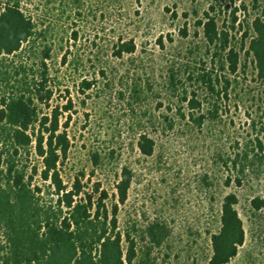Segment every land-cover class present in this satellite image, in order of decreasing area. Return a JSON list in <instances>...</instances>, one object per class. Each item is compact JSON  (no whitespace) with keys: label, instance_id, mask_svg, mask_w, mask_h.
I'll return each instance as SVG.
<instances>
[{"label":"rangeland","instance_id":"rangeland-1","mask_svg":"<svg viewBox=\"0 0 264 264\" xmlns=\"http://www.w3.org/2000/svg\"><path fill=\"white\" fill-rule=\"evenodd\" d=\"M211 4L219 23L238 37L239 22L245 28L264 13V0H23L44 33L36 47L51 48L54 96L45 111L72 101L61 117L68 120L71 142L62 177L69 185L79 177L86 188L99 182L111 204L123 167L133 170L118 218L120 229L136 240V262L150 248L149 264H207L210 231L219 228L222 201L234 192L246 237L227 264H264V206L252 205L254 198L264 199V149L257 141L264 148V81L249 62L245 71L229 75L227 93L222 90L226 71L211 63L196 25ZM234 11L236 29L230 25ZM120 37L134 39L136 50L115 56ZM29 53L23 57L32 62ZM202 71L214 81L218 76L220 95L197 78ZM84 79L91 82L85 91ZM193 92L202 104L195 115L216 104L215 117L202 124L189 117ZM142 134L155 141L151 155L139 149ZM40 161L32 156L30 163ZM36 183L43 184L40 178ZM155 222L166 231L160 244L145 233Z\"/></svg>","mask_w":264,"mask_h":264},{"label":"trees","instance_id":"trees-1","mask_svg":"<svg viewBox=\"0 0 264 264\" xmlns=\"http://www.w3.org/2000/svg\"><path fill=\"white\" fill-rule=\"evenodd\" d=\"M79 0H75L78 3ZM218 1V0H217ZM258 2V0H254ZM0 5V264H149L150 248L138 256L136 240L130 231L119 226V209L128 198L134 172L125 166L116 184L115 201L108 203L109 193L99 182L91 188L76 177L71 185L65 183L61 164L71 145L66 127L68 120L61 117L71 108L72 101L62 107L50 108L54 88L50 85L48 58L51 48L43 44L38 21L26 10L23 0H3ZM238 18L232 13L231 28L236 29ZM211 63L226 71L222 76V90L227 93L232 85L229 75L246 70L251 62L258 80L264 81V13L247 20L238 37L230 26L221 25L215 4H211L198 18ZM188 34L186 28L182 29ZM77 36V33H74ZM134 39L120 37L115 56L132 53ZM35 57L34 61L24 59ZM64 56L63 61H66ZM197 78L212 93H218V76L202 71ZM83 91L91 87L83 80ZM194 95L188 100L189 117L202 124L205 118L215 117L218 105L208 114L196 116L194 109L201 101ZM187 96L184 100H187ZM186 116V114H183ZM68 118V116H67ZM258 146L263 143L257 138ZM143 154L151 155L155 141L142 134L138 142ZM248 156L247 150L243 151ZM257 159L262 162V156ZM41 161L31 164V157ZM240 156L239 153L236 157ZM233 162L236 164L237 158ZM40 178L43 184L36 183ZM45 186L46 191H45ZM238 196L228 193L221 204L220 225L210 231L211 255L207 264H227L238 253L245 241L243 220L237 209ZM255 209L264 206V199L252 200ZM162 224L155 222L145 233L150 241L160 244L166 233ZM126 243V244H125Z\"/></svg>","mask_w":264,"mask_h":264}]
</instances>
